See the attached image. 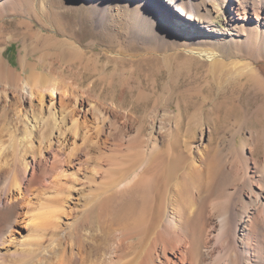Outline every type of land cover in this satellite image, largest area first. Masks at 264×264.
Returning a JSON list of instances; mask_svg holds the SVG:
<instances>
[{
  "label": "bare ground",
  "instance_id": "1",
  "mask_svg": "<svg viewBox=\"0 0 264 264\" xmlns=\"http://www.w3.org/2000/svg\"><path fill=\"white\" fill-rule=\"evenodd\" d=\"M111 1L94 0L93 11L100 22L110 18ZM150 1L152 5H148ZM150 1L141 0L148 15L140 14V24L177 39L182 37L170 28L176 22L171 14L180 18L184 26L195 27L192 20H201L202 13L209 19L222 12L236 23L234 8L248 12L245 2L229 8L227 0ZM154 1L165 12L158 10ZM263 3L256 0L255 6ZM177 10L183 17L177 15ZM7 15L20 16L14 20L17 28L36 46H43L45 53L37 58L47 61L49 68L47 72L38 69L36 61L25 57L22 69H18L3 57L5 47L0 46V189L5 187L0 198V264H264V154L255 157L246 140H231L232 149L225 151L221 143H213V127L194 115L190 116L184 136L179 127L181 106L175 110L171 103L163 110H151L152 126L147 135L143 134L145 137L137 132V136L131 131L127 134L131 117L127 111L117 112L103 104L101 98H95L91 94L94 83L85 85L84 77L72 82L63 78L67 71L73 72L74 64L57 65L51 52L59 50L62 43L72 54L80 49L71 37L62 40L35 29L32 18L58 31L63 26L42 0H0L1 27L6 25ZM245 24L259 28L264 16L257 14L253 22L246 19ZM198 37H193L197 43L204 40L212 44L216 38ZM184 50L208 63L219 87V79L231 73L239 80L245 79L257 94L263 93L264 102V79L251 60L228 62L218 46L206 43ZM47 55L52 56L50 60ZM27 67L30 71L25 73ZM66 98L71 102L70 110H66ZM105 135H113V139L120 135L116 137L120 141L128 135L126 143H131L124 148L126 151L112 141L121 152L117 151L126 155L116 162L121 154L118 156L111 145L107 167L89 172L86 164L79 162L83 173L72 179L65 198L57 200L60 207L44 196L46 190L36 184L34 189L40 165L48 163L49 152L53 157L49 163L52 169L49 168L63 176V166L60 169L57 165L61 161L57 160L58 154L63 153L62 160L68 165L80 159L73 156L74 151L69 152L70 140L80 153L92 154L101 149ZM78 137L85 140L84 147L77 143ZM136 137L140 141H133ZM27 190L35 199H28ZM74 191L78 200L72 205ZM38 207L50 210L40 211ZM22 212L30 213L26 224L29 235L48 231L47 254L32 253L34 258L28 260L30 252L42 243L14 238V249H2L9 234H14L18 222L15 218Z\"/></svg>",
  "mask_w": 264,
  "mask_h": 264
},
{
  "label": "rangeland",
  "instance_id": "2",
  "mask_svg": "<svg viewBox=\"0 0 264 264\" xmlns=\"http://www.w3.org/2000/svg\"><path fill=\"white\" fill-rule=\"evenodd\" d=\"M228 2H230L229 8L238 7L241 2H245V6L248 7V12L246 13L242 9L234 8L233 13L235 15L234 19H237L235 20L236 23L230 21V18L228 19L222 12H219L213 14L212 19H208L207 15L202 13L201 20H192V24L197 26H184V23L179 20L180 18L173 17V14H171V19L176 20V22L174 23L172 20L173 24L170 25V28L182 39L173 38L169 34L161 35L155 27L140 24V14L142 15L143 12L147 14L144 10L146 5L141 0H112L110 2L112 4L109 12L110 18L104 22H100L93 11L94 0H42L43 5L49 9L51 15L63 22L61 24L63 26L59 25L61 27H58V31L48 25L44 26L35 18H32V21L35 29L47 35H57L62 40H68V36L77 41L81 52L72 54L68 49L69 47L64 43L59 46V50L51 52L55 56L57 65H70L72 62L74 64L73 72L67 71L63 78L67 82H72L76 77L79 79L84 77L86 79L85 85H89L91 82L94 83V89L91 94L95 98H101L103 104L111 105L117 112L120 110V112L127 111L132 117H130L128 122L129 130L127 134L136 135L138 133L137 135L139 136L147 135L152 126L151 110L154 108L163 110L171 103L175 110L178 109V105L181 106L179 127L181 128L180 132L183 131L182 134L184 136L190 122V116L194 115L197 117L196 119H204L213 127L215 131L213 143L215 142V145L221 143L222 148L228 151L232 149L231 140L238 143L246 140L249 146L248 150L253 151L255 157H261L264 154V113H262L264 111V102L261 100L263 93L259 92L257 94L256 89L251 87L245 79L239 80L231 76V73L219 79L221 82L219 87L209 72L208 63L201 60L198 56H189L184 50V47L205 46V43L206 45L218 46L223 51V55L225 53L224 57L228 62L245 58L251 60L264 79V50L262 48L264 47V24L259 28H252L245 24L246 19L249 23L253 22L257 14H260L263 18L264 3L259 4L260 7H256V0H227ZM150 4L151 1L148 5ZM154 4L157 5L155 7L158 10L165 12L164 7L157 1H154ZM176 13L183 17L179 10ZM18 18H20L19 15H7L5 17L6 25L0 26V46L5 47L3 57L18 69H22V60L26 57L34 63L36 61L38 69L47 72L49 63L37 58L45 53L43 46H36L32 38L23 35L14 21ZM252 24H258V22ZM196 34L199 36L198 38H208L212 35L213 37L216 36V38L213 44L204 40L197 43L195 38H193ZM10 36H12V39H9ZM47 56L49 60L52 57L51 55ZM29 71L30 67H27L24 72L28 73ZM67 100L69 99L66 98L65 101L67 102ZM67 106L68 109L66 108V110L72 109L71 102L68 101L66 103ZM134 127H136L135 130ZM106 136L100 142L99 146L101 149L97 148L103 153L98 150L92 154L80 153L81 150L73 148V140H70L69 152L72 153L74 151L75 155L73 154V156L78 155L80 159L68 165V163L63 162V153L60 152L59 154L62 156L58 154L57 160L58 162L61 160L59 162L61 164L58 163L57 165H59L60 169L63 166V176L59 175L54 169L51 171L52 168L49 163L53 157L49 152L48 163L40 165L41 170L39 168L40 172L38 173L40 175H38L36 183H34V189L37 190L36 185H38L40 190L44 189L47 191L44 196L55 200L57 203L58 199L65 198L67 190L71 187L72 179L78 178L83 173V168L80 167L81 162L86 164L89 172L93 169L100 170L101 166L107 167L113 150L117 151L119 145L122 146L120 150L126 149L127 145L131 143V141L126 143L129 140L128 135H126V138L123 135L122 141L124 143L120 141L121 138L118 139L120 142L117 140L120 135H118L119 137L116 136L117 138L115 137L116 140L115 138L113 139V135L112 137L107 136L108 139ZM77 139V143L84 147L85 140L79 137ZM106 139L107 141H105ZM136 139L138 137L134 138L133 141H136ZM117 142L120 144H117ZM103 143H107L105 144L107 148ZM112 143L114 145L116 143L118 148L114 147ZM121 143H126V146ZM108 147L113 148V150L110 149L108 151ZM125 149L124 151H126ZM120 152H118V156ZM105 153L109 154V156ZM123 153H120L121 157L116 162H119L122 156L126 155V153ZM89 155L92 158L94 155L97 159L93 158V160ZM118 156L114 157L119 158ZM124 164L126 162H123ZM78 167L80 171H77ZM52 172L56 173L51 175ZM51 177H54L53 180ZM43 183L45 184L43 185ZM47 185H52L53 187ZM55 189L56 192H54ZM0 190L1 198L5 187ZM27 192H29L27 193L28 199H35V196L31 195L30 191L27 190ZM74 192L75 194L71 198L72 205L78 200L76 191ZM58 206L60 207L59 204ZM38 209L40 211L50 210V208L44 209L40 207ZM51 209H53V206ZM23 213L18 214L19 216L15 218L18 221L15 224V232L12 235L9 234L10 239L4 247L2 246V249L4 250L5 247L14 249V245L11 242L13 238L41 242V245L36 246L35 252H30L31 258H28L30 260L34 258L35 254L41 256L48 253V243L45 242L47 235L45 233L48 231L43 229V231L29 235L30 232H28L26 224L30 213ZM52 219H54L53 216L50 220ZM63 219H67V217L63 215ZM63 219L60 220L63 222ZM115 233L118 234L117 231ZM44 243L46 244L44 245ZM30 247L33 248V246Z\"/></svg>",
  "mask_w": 264,
  "mask_h": 264
}]
</instances>
